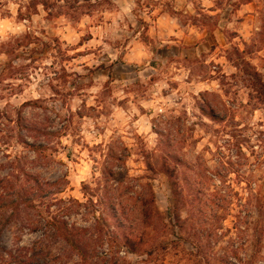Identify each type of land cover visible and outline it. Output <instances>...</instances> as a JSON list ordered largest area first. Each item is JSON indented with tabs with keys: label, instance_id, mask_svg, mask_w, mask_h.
I'll list each match as a JSON object with an SVG mask.
<instances>
[{
	"label": "rangeland",
	"instance_id": "obj_1",
	"mask_svg": "<svg viewBox=\"0 0 264 264\" xmlns=\"http://www.w3.org/2000/svg\"><path fill=\"white\" fill-rule=\"evenodd\" d=\"M31 1L0 0V177L67 176L60 197L86 202L83 183L95 186L97 160L122 140L138 192L150 198L151 184L156 196L150 218L137 211L131 224L175 242L165 260L105 245L104 259L67 264H250L256 248L264 264V0H67L59 17L42 6L27 17ZM131 44L150 55L124 67ZM41 238L15 220L1 241L19 254Z\"/></svg>",
	"mask_w": 264,
	"mask_h": 264
},
{
	"label": "trees",
	"instance_id": "obj_2",
	"mask_svg": "<svg viewBox=\"0 0 264 264\" xmlns=\"http://www.w3.org/2000/svg\"><path fill=\"white\" fill-rule=\"evenodd\" d=\"M61 2L68 3L67 0H57L56 4L51 0H32L30 5L26 6L30 9L27 17L32 16V10L37 9L38 6H42L49 16L59 17L65 13L62 11L54 14V9L65 7L59 4ZM22 39L27 44L32 37L26 35ZM256 79L259 82L257 92L264 95V82L259 79V73H256ZM209 115L213 120H219L216 115ZM23 128L32 132V128L27 125ZM46 134L57 135L52 132H46ZM22 139H24L23 143L36 153L44 149L37 143ZM103 146L101 144L98 147L103 148ZM109 151L106 156L108 159L102 163L97 160L101 177H95V186L91 183H83L86 202L60 197L70 185L67 176L55 181L42 180L38 174L31 172H25L24 179L21 175H16L14 178L0 177V264H57V261L61 259L62 263L67 264L74 257H77L79 262L85 263L104 259L106 256L101 257L99 247L105 245L109 246L110 253H116V255L123 249L129 253L147 255L149 260L146 263L158 259L165 260L175 242L165 239L159 242L153 241L148 225L144 224L143 228H135L131 224V216L136 215L137 211L142 220L147 221L151 213L157 210L156 196L151 184L144 185L145 188L147 187L146 191L148 190L151 194L150 198H147L145 193L138 192V184L129 174V148L122 140L109 144ZM163 171L170 180L174 196L177 197V184L173 181L172 171L168 166ZM125 195H128L127 197L134 203L126 204ZM137 203L142 205L140 211L137 209ZM80 214H92L94 226L82 227L75 222L73 218ZM15 220L21 221L24 228L42 235V238L28 249L29 253L20 251L16 254L15 250L6 249L2 244L1 238L4 231ZM62 242L66 244V251L69 254L52 256L53 247ZM153 242L154 246L147 248ZM261 253L262 248H256L250 264H263ZM118 257L121 262L122 257Z\"/></svg>",
	"mask_w": 264,
	"mask_h": 264
},
{
	"label": "crops",
	"instance_id": "obj_3",
	"mask_svg": "<svg viewBox=\"0 0 264 264\" xmlns=\"http://www.w3.org/2000/svg\"><path fill=\"white\" fill-rule=\"evenodd\" d=\"M205 37H206V34L203 33V38H205ZM138 45H140V42H137V46ZM142 46L144 47V45H142ZM131 47H132V44L129 46V49ZM144 50L146 51L145 48H144ZM203 52H204V50H203ZM114 55H116V54H110V57H113ZM149 55H150V52H136V48H131L129 52H123L122 60L118 64H121L124 67H130V66H134L133 64L136 63V66H137V64L140 65L141 63H144L145 61H147V59L149 58ZM115 61L116 60L113 59L112 62L114 63ZM118 64H116L115 66H117ZM150 68L153 69V67H150ZM110 71H112V70L109 69V72Z\"/></svg>",
	"mask_w": 264,
	"mask_h": 264
}]
</instances>
